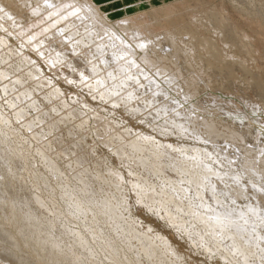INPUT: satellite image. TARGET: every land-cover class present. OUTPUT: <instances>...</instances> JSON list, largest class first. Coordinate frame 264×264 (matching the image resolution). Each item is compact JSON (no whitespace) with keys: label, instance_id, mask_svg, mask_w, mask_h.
<instances>
[{"label":"rangeland","instance_id":"374dc122","mask_svg":"<svg viewBox=\"0 0 264 264\" xmlns=\"http://www.w3.org/2000/svg\"><path fill=\"white\" fill-rule=\"evenodd\" d=\"M6 1L0 0V264H234L224 258V252L226 249L228 250L227 253L234 254V247L240 246L235 241V237L240 233L243 224L248 223L245 220L251 213L245 211L246 214L242 211L250 207L251 202H248L249 199L234 200L228 194H224L223 191H225L226 185L228 187L235 186L232 185L234 180L232 181L230 177L239 176V178L242 177V180L245 178L243 182L250 184L251 176L248 173H246V176L243 170L235 164L236 162L233 163L234 166L232 164L230 166L227 160L223 159L220 153L218 154V151L203 142V139L201 142L200 138L198 140V137L196 138L192 133L187 132L185 126V129L183 128L180 131L181 129L178 130L171 121L173 117L175 119L178 115L180 117L177 120L185 119L180 115L183 107L186 114L190 112L200 114V111L195 110L193 107L198 105L204 108V111L206 110L204 115L207 117L235 124L238 128L243 124L244 127L242 126V128L249 127L250 131L254 133L253 136L258 133L260 139H258V142L257 140H251V145L260 147L263 144L262 146H264V52L261 50L260 40L255 32L258 30L256 24H250L249 17L246 16L248 14L253 15V12H256L254 15L264 19V0L261 4L258 3L256 8L251 6L247 0H203L204 2L198 0V3L196 0H191L190 3V0H187L188 2L186 0H95L111 22L122 19L127 15L146 14L174 4L171 13L174 15V11L177 10V15L175 13L176 16L171 17L173 20H167L168 24H172L171 26L166 24L169 28H173L171 31H175L177 27L182 26V22L185 20L182 14L188 16L192 13L195 17L202 13L205 17L208 16L205 20L206 23L208 22V30L211 35H218V43L224 42L226 46L224 44L222 46L226 49L228 47L227 50L225 49L227 53L222 50L219 52L218 49H216V52L209 43L197 47L198 42L196 39L194 40L191 37L189 39V35L186 34L189 41L182 35V37L180 36V45L183 50L178 49V52L175 51L176 53H171L172 50L166 47L168 44L163 43L165 45L162 47L164 53L161 50V53L158 52V54H161V56L164 54L165 60L162 59L159 63L162 62L161 64L166 65L169 69L159 75L156 73L158 69H152L155 66L148 67L144 62L139 61V58H136L137 55L135 58L138 60L136 61L138 67L136 65L122 66L123 58L126 56L124 52L126 45L122 44L120 46L122 43L120 41L114 42L113 45H111V41H108L109 44H107L104 35L96 39V42L93 40L95 45H92L93 42H88L89 39H83L82 36L79 38L80 32L78 34L74 30L61 31L57 34L59 39L57 35L53 37L49 33L47 35L46 32H44L46 35L42 33L38 36L39 38L37 36V38L31 37L30 35H34V31L37 33L36 30H40L38 29L41 28L39 21L35 20L39 25L37 28L36 23L33 25L35 22L32 20L33 18L28 17L30 16L29 12L25 6H22L21 1L8 0V3ZM180 1L186 2L179 3ZM196 3L198 5L201 3L199 10ZM177 4L180 6H177ZM183 5L185 7H182ZM187 5L193 6L188 8ZM221 7L223 10H220ZM184 9H186V13ZM216 11L217 13L222 11L229 19L226 18L227 20L222 28H219L221 22L218 21V16L215 17ZM171 13L169 12L168 15L173 16ZM211 13H214V16ZM9 15L11 16L9 17ZM158 18L151 16L149 21L152 24L161 21L165 23V19L163 21L160 20L161 17ZM212 23H217L219 26ZM234 24L241 29L242 33L246 34V39L251 40L252 48H248L246 45L243 46L242 34L235 28ZM250 25L251 28H249ZM26 26L28 27L26 28ZM168 27L165 26V28ZM55 28L52 30L56 31L58 29L55 30ZM158 29L156 32L163 30V28ZM74 32L77 35H74ZM27 36L31 39L26 40ZM42 36L44 38L50 36L53 45L48 43V39L47 42L45 41V45L42 43L43 45L40 44L36 47L34 45L36 42L38 44L42 40L44 41ZM67 36L70 39H67ZM102 36H104L105 41L103 38L101 40ZM72 37L74 40H72ZM77 39L83 41L79 42ZM241 39L243 42H241ZM71 40L72 42H70ZM132 40L130 43V40L127 39V45L132 46L133 49H137L138 53H141L142 50L135 47ZM193 40L196 42L195 44ZM98 41L103 45H99ZM225 42L231 43L227 45ZM46 44L48 47H46ZM77 44L79 45L78 48ZM117 44H120L118 48L119 50L123 48L124 53L119 54V50L116 48ZM189 44L194 45L190 46ZM58 45L60 46L58 47ZM67 45L68 47L70 45L68 50L75 48L72 49L73 51H67L64 47H67ZM95 46L100 51L98 50L97 53L93 51L94 54H92L91 49L94 50ZM195 46L197 50L193 51L199 55H204V57L198 56L195 53V57L193 54L196 61L200 60L196 64L193 61L195 58L191 60L189 52L186 50L187 47L194 49ZM246 47L250 53L246 52ZM110 48H114V50ZM201 48L209 55H205ZM212 48L215 52L214 50L212 52ZM58 49H60L61 55ZM200 49L203 53H200ZM205 49L209 50L206 51ZM51 50L54 51L52 54ZM82 50L86 52L84 51V53ZM255 50L258 52L259 58L254 55ZM87 51L89 52L87 53ZM111 51H117L118 54L115 52V56ZM72 52L75 53L74 56ZM166 52L170 54L167 55ZM49 54L57 55L58 62L53 63V65L52 63L49 64ZM83 54L89 55H84L87 56L86 58ZM177 54L183 56V60L180 57L182 61H179L178 64L184 72L183 76H177L176 66L171 63L174 57L179 58V56L176 57ZM213 54L214 56H211ZM67 55L72 57L70 58ZM76 55L80 57L81 62L77 60ZM89 56L90 62L94 60L93 63L88 61ZM91 57L94 58L91 59ZM230 59L232 60L231 63ZM254 60L256 62H253ZM85 61L87 64H85ZM206 61H211V67L209 66L210 62L206 63ZM214 61L217 63L215 64ZM187 62L194 63L186 68ZM239 63L245 66L239 65ZM207 64L209 69L205 67ZM67 65L68 67H66ZM69 65L72 66L73 70ZM87 65L89 66L87 67ZM91 65L93 66L92 70ZM219 65L223 68H220ZM252 65L255 67L253 68ZM198 66L203 70L200 71ZM116 68L119 73L116 72ZM215 68L223 70L219 69V72ZM112 69H115V73ZM123 69L124 72H122ZM128 69L133 70L132 73ZM141 70L145 72L144 74L147 77L140 76L143 73ZM90 71H94L95 75L88 73ZM205 71L206 75L203 73ZM79 72L84 74V79L78 75ZM170 73L175 78L178 77L176 80H172L173 82L166 77L167 74L171 75ZM101 77H103L104 82H97ZM150 77L158 82H156V86L149 83ZM192 77L194 78L192 79L193 83L186 85L184 80ZM164 79L172 83L167 84L169 82L166 83ZM192 85L204 88H201V92L196 96H188V100L185 101L182 98L188 93ZM160 86L161 89H159ZM177 86L181 88H175ZM117 87L118 89H116ZM153 87L158 90H154ZM163 89L166 91L163 92ZM158 97L160 98L158 99ZM172 99L174 107L169 106ZM164 101L169 102V105H166V102L163 104ZM167 121L170 122L167 123ZM148 138L151 140H148ZM196 149L207 153L203 154L201 152L200 158H204L202 159V165L207 163L212 167L210 169L213 171L207 170V175L209 176L210 173L214 172L209 176L213 181L211 185H214L210 190L213 189V191L209 190L210 184L207 185L198 178L199 175H203L204 167H201L202 165L198 166L199 163H192L197 158L196 153L192 152ZM162 153L164 154L162 155ZM166 153L171 154V157ZM229 153L231 156L237 154L235 150H229ZM185 155L187 156L185 157ZM174 158L175 160H172ZM175 162L177 163L175 164ZM190 162L193 165L195 164L192 170L187 167ZM228 166H230V170ZM231 167L235 169L232 170ZM185 168L193 174H186L189 171H186ZM215 171L223 176L216 177L214 175ZM229 171L231 173L228 176ZM233 171L239 174H235ZM232 174L235 175L232 176ZM254 176L252 174V180ZM222 177L225 180L223 181L225 183L229 181V184L220 183L223 182L221 181ZM247 179L248 181H246ZM183 180L185 181L183 182ZM254 180L258 184L261 182L256 177ZM202 185L205 187L202 188ZM259 185L264 191V182ZM200 191H203L201 193L202 200L200 199L201 205L200 201H197L201 195L194 196ZM249 191L251 193V188ZM214 196H218V200ZM168 201L173 205L169 204ZM162 202L164 205L166 203L165 207L168 206L169 209L165 208ZM244 202H247L248 206ZM205 204L208 205H206L207 209L204 208ZM220 204L222 206H219ZM200 207L205 210L200 209ZM224 207L226 210L228 208L232 209V212H234L233 217L239 215L241 220L236 225L240 226L242 224V226L232 227L233 230L231 228L228 230L230 231V234H228L230 237L231 232L235 231L232 239L227 235L225 238L224 235L227 229L224 230L225 228L223 229L220 226H212L215 229L209 227L207 232L203 228L205 224L201 217L207 216V221H210L211 218L209 217L223 213ZM231 207H235V209ZM213 208H217V211ZM193 210L198 211L194 212ZM201 212H205V214L202 213V215ZM224 217L227 218V216ZM228 219L230 218L228 217ZM255 219L257 218H252L253 223H257L254 221ZM195 228H198V230L196 231ZM210 228L211 230H209ZM252 228L255 227H250L249 231L251 230L254 233L256 228L254 230ZM263 229H258L262 232V238H264ZM208 232L212 235L210 236ZM242 232L244 233V231ZM214 235L217 238H214ZM248 238L241 239L243 245L247 240H250ZM204 241L206 242L204 243ZM215 242H218L217 245L222 243L227 248L219 247L218 249L217 246H214ZM233 244L236 246L233 247ZM213 247L216 250H213ZM249 257H247L246 264H260L258 258ZM262 262H264L263 259Z\"/></svg>","mask_w":264,"mask_h":264},{"label":"bare ground","instance_id":"6f19581e","mask_svg":"<svg viewBox=\"0 0 264 264\" xmlns=\"http://www.w3.org/2000/svg\"><path fill=\"white\" fill-rule=\"evenodd\" d=\"M8 1V0H7ZM6 1V2H7ZM14 1V0H13ZM19 1H21L22 2V6H25V8H26V10L29 12V15L30 16H28V17H31V18H33L32 20L33 21H39L38 23L39 24H41V28L39 27H37V26H39V25H37V22L35 21L34 22V24L33 25H35V23H36V27L38 28V29H40L39 31L38 30H36L37 31V33H35V31L33 32L34 33V35L32 34V35H30L31 37L33 36V37H38V36H40L42 33H44V32H46V34L47 33H49L51 36H55V35H57L58 33H60L61 31H64V30H74V31H76L78 34H79V32H80V37L79 38H81V36H82V38L84 39V38H86V40L87 39H89L88 40V42H93V44L92 45H95V42H96V39H99L100 38V36L101 35H104L105 36V39H106V41L108 42V41H111L112 42V44L111 45H113L114 44V42H118V41H120V42H122L121 43V45L120 44H117L116 46V48H118V45H120V46H122V44H125L126 46H125V49H124V52H125V54H126V56H124V58H123V65L122 66H124L125 65V67H127L128 65H136V61H138V60H136V58H139V61L141 60L142 62H144L148 67H150V68H152L153 66H155L154 68H152V69H154V70H156V69H158L157 71H156V73L159 75V74H162L163 72H165V71H167V69H169L166 65H164V64H161V63H159V61L160 60H162V59H164L165 60V55L163 56H161V54L159 55L158 54V52H160L161 50H162V47H163V45L164 44H168L166 47L168 48H170L171 50H172V52L171 53H174L175 51L176 52H178L177 50L179 49V50H183L181 47V42H180V40H181V38H180V36L182 37V35H183V37L185 38L186 37V34L187 35H189V39H190V37L192 38V39H196V41L198 42V45H197V47H199V45H206V44H210V46L211 47H213L215 50L216 49H218V51L220 52V50H222L223 52H226V50L228 49V47H227V49L225 48V47H223L222 46V44H224V40H223V38H222V42L223 43H218V41H219V38H218V35H211V32L208 30V22L206 23V21L205 20H207L206 18L208 17V16H206L205 17V15H203L202 13H201V15H198V16H195V17H193V15H192V13H191V9H189V10H191V11H189L191 14H188V16L187 15H184V14H182V13H184V12H182V13H180V14H182V17H185L184 19V22H182V26L180 27V28H178L177 26V30H175V31H171V29H173V28H169L167 25H169V26H171L172 24H168V21L167 20H170V19H172L173 20V18H171V17H175L176 15H177V13H176V9H174V10H176V11H174L175 13H176V15H175V13H174V15L171 13L172 12V8H173V6H174V4L173 5H170V6H166V7H162V9H158V10H155V11H153V12H150V13H146V14H141V15H127L126 17H124V18H122V19H119V20H117V21H115V22H111L109 19H108V17L105 15V13H103V11L101 10V7L99 6V5H97L96 4V1L95 0H19ZM187 1V0H186ZM186 1H180L179 3H184V2H186ZM194 1V0H193ZM198 0H196V2H197ZM203 1V0H202ZM204 1H207V0H204ZM203 1V2H204ZM250 4H251V6H253L254 8H256L257 7V5H258V3H260L261 4V2H262V0H247ZM4 2V1H3ZM9 2V1H8ZM7 2V3H8ZM188 2V1H187ZM191 2V0L189 1V3ZM193 3V2H192ZM195 3V2H194ZM198 3V2H197ZM196 3V4H197ZM206 3V2H205ZM222 3V2H221ZM235 3V2H234ZM0 4H1V2H0ZM172 4V3H171ZM187 4V3H186ZM186 4H184V5H186ZM201 4V3H200ZM199 4V5H200ZM4 5V4H3ZM169 5V4H168ZM179 4H177V6H178ZM182 6V7H185V6ZM198 4H197V6H198V10H199V6ZM205 5V4H204ZM7 6V5H6ZM5 6V7H6ZM162 6V5H161ZM180 6V5H179ZM188 6V5H187ZM187 6H186V8H187ZM190 6H193V5H190ZM190 6H188V8L190 7ZM214 6V5H213ZM220 6H223V5H220ZM2 7V6H1ZM4 7V6H3ZM2 7V8H3ZM202 8H203V5L201 6ZM180 8V7H179ZM178 8V9H179ZM220 8V7H219ZM236 8V7H235ZM7 9V8H6ZM193 9H194V7H193ZM201 9V8H200ZM238 9V8H237ZM240 9V8H239ZM238 9V10H239ZM1 10V9H0ZM183 10V9H182ZM186 9H184V11H185ZM220 10H223L222 9V7H221V9ZM241 10V9H240ZM16 11V10H15ZM14 11V12H15ZM195 11V10H194ZM197 11V10H196ZM195 11V12H196ZM11 13H13L12 11H10ZM169 12L173 15V16H169L168 14H169ZM178 12V11H177ZM187 11H185V13H186ZM16 13H18V12H16ZM215 13V12H214ZM214 13H211V14H213V16H214ZM238 13V12H237ZM254 14L256 13V12H253ZM252 13V14H253ZM14 14V13H13ZM210 14V13H209ZM253 14V15H254ZM164 15V16H163ZM184 15V16H183ZM192 15V16H191ZM216 15L218 16V21L219 22H221V26H219L218 24H219V22H218V24L217 23H214V24H217L218 26H219V28H222L223 26H224V24H225V21L228 19L227 18V16L224 14V13H222V11H219L218 13H217V11H216V14H215V17H216ZM245 15V14H244ZM246 15V16H248L249 17V23L250 24H253V23H255L256 24V28L258 29L257 31H255L256 32V34L258 35V37H259V40H260V44H261V50L264 52V19H262L261 17H258V16H256V15ZM11 15H9V17H10ZM17 16H19V15H17ZM161 17L160 18V20H163V19H165V20H163V21H165V23L164 22H158V23H150V17ZM180 16V15H179ZM178 16V18H180ZM212 16V15H211ZM182 17L180 18V19H182ZM210 17V16H209ZM215 17H214V19H215ZM30 18V19H31ZM158 18V19H159ZM213 18V17H212ZM217 18V17H216ZM227 18V19H226ZM246 18V17H245ZM21 19V18H20ZM19 19V20H20ZM210 19V18H209ZM213 19V20H214ZM248 19V18H247ZM159 20V21H160ZM179 20V19H178ZM210 20H212V19H210ZM210 20H209V22H210ZM229 20V19H228ZM152 21H154V20H152ZM180 21V20H179ZM27 22V21H26ZM29 22V21H28ZM203 22H205V23H203ZM213 22V21H212ZM176 23H177V21H176ZM211 23V22H210ZM24 24H26V23H24ZM165 24V25H164ZM167 24V25H166ZM180 24V23H179ZM213 24V23H212ZM213 24V25H214ZM248 24V23H247ZM59 25H62L61 27H57V28H55L56 26H59ZM177 25V24H176ZM216 25V26H217ZM249 25V24H248ZM29 26V25H28ZM28 26H26V28L28 27ZM31 26V25H30ZM29 26V27H30ZM165 26L166 27H168V28H165ZM179 26V25H178ZM209 26H210V24H209ZM212 26V25H211ZM234 26H235V28L236 29H238V31L242 34V38H243V40H244V42L242 41V39H241V42H243V46H247L248 48H252L253 46L251 45L252 43H251V40H248V39H246L247 38V36H246V34H244V33H242L241 32V29H239V28H237V26L234 24ZM173 27V26H172ZM240 27V26H239ZM26 28H24L25 30H26ZM33 29H35L34 27H32ZM36 28V29H37ZM53 28H55V30L56 31H53L52 29ZM158 28H160V29H162L163 28V30H161V31H157L156 32V30L158 29ZM217 28V27H216ZM249 28H251V25L249 26ZM23 29V30H24ZM159 30V29H158ZM217 30V29H216ZM243 30V29H242ZM33 31V30H32ZM244 32V31H243ZM29 34V33H28ZM45 34V33H44ZM44 34H43V36H44ZM45 34V35H46ZM64 34V33H63ZM76 33L74 32V35H75ZM151 34V35H150ZM184 34H185V36H184ZM48 35V34H47ZM66 35V34H65ZM77 35V34H76ZM227 35V34H226ZM42 36V37H43ZM64 36V35H63ZM79 36V35H78ZM104 36H102L101 37V40H102V38H103V40H104ZM28 37V38H27ZM26 37V40L27 39H31V38H29V36H27ZM36 37V38H37ZM57 37H58V35H57ZM88 37V38H87ZM133 39L132 41H133V43L135 44L134 46L135 47H138L140 50H142L141 51V53H138L135 49H133V47L132 46H130V45H127V39L128 40H130V43H131V39ZM221 37V36H220ZM224 38H225V36H223ZM39 38V37H38ZM44 38V37H43ZM46 38V39H45ZM44 38V41L42 40V38H41V42L40 43H38V44H34L36 47L37 46H39L40 44L41 45H43L44 43H45V41L47 40L48 41V39H49V41H48V43H51V38H50V36L49 37H45ZM61 38V37H60ZM67 39H70V38H68V36L66 37ZM78 38V37H77ZM184 38H182V39H184ZM187 38V40H189L188 39V36L186 37ZM185 38V39H186ZM56 39V38H55ZM58 39H59V37H58ZM119 39V40H118ZM3 40V39H2ZM34 40V39H33ZM39 40V39H38ZM51 40V41H50ZM61 40V39H60ZM72 40H74V38L72 37ZM72 40L70 41V42H72ZM76 40V39H75ZM78 40V39H77ZM82 39H80V41H81ZM93 40H95V42L93 41ZM186 40V41H187ZM193 40V41H194ZM212 41V43H211V41ZM259 40H258V42H259ZM37 41V40H36ZM46 41V42H47ZM53 41H54V39H53ZM56 41V40H55ZM79 41V40H78ZM79 41V42H80ZM83 41V40H82ZM105 41V40H104ZM190 41V40H189ZM189 41H187L188 43H190ZM220 41H221V39H220ZM253 41V40H252ZM29 42V41H28ZM62 42V41H61ZM60 42V43H61ZM69 42V43H70ZM76 42V41H75ZM85 42V41H84ZM83 42V44H85ZM99 42V45H101L102 43L100 42V41H98ZM186 42V43H187ZM191 42H192V40H191ZM43 43V44H42ZM53 43V42H52ZM51 43V44H52ZM104 43V42H103ZM106 43V42H105ZM164 43V44H163ZM182 43H184V42H182ZM187 43V44H188ZM196 42L194 41V44H195ZM200 43V44H199ZM226 43V42H225ZM229 43H231V42H227L226 44L228 45ZM67 44V43H66ZM81 44H82V42H81ZM107 44H109V42L107 43ZM194 44H189L190 46L192 45H194ZM45 45V44H44ZM53 45V44H52ZM73 45V44H72ZM78 45V44H77ZM88 45V44H87ZM87 45H85V46H87ZM91 45V46H92ZM103 45V44H102ZM225 45V44H224ZM235 45V44H234ZM60 45H58V47H59ZM76 46V45H75ZM165 46V45H164ZM226 46V45H225ZM232 46V45H231ZM230 46V47H231ZM46 47H48V45L46 44ZM66 49H67V51H70V50H72V49H74L75 47H73L72 49H70V50H68V48H70V45H69V47H68V45H67V47L66 46H64ZM79 47V45L77 46V48ZM87 47H90V46H87ZM96 47V46H95ZM94 47V48H95ZM109 47V46H108ZM113 47V46H112ZM115 47V46H114ZM123 47H124V45H123ZM126 47H127V49H126ZM186 47V46H185ZM196 46L194 47V49L192 48V47H187L186 48V50H188V52H189V56H190V58H191V60L193 59V58H195L196 56H195V51H193V50H197V49H195V48H197ZM235 47H236V45H235ZM246 47V52L247 53H250V51L248 50V48ZM41 48H42V46H41ZM76 48V49H77ZM100 48V47H99ZM102 48V50H103V47H101ZM115 48V49H116ZM121 48V47H120ZM165 48V47H164ZM212 48V52H213V49ZM231 48H233V47H231ZM231 48H229V49H231ZM40 49V48H39ZM43 49V48H42ZM51 49V48H50ZM57 49V48H56ZM61 49V48H60ZM60 49H58V51H59V54L61 55V53H60ZM84 49V48H83ZM87 49H89V48H87ZM107 49V48H106ZM110 49H113L114 50V48H110ZM109 49V50H110ZM201 49H203V48H201ZM201 49H200V53H203V51H204V49H203V51H201ZM226 49V50H225ZM41 50V49H40ZM47 50V49H46ZM79 50V49H78ZM80 50H81V47H80ZM79 50V51H80ZM99 49L96 47L94 50H92L91 49V53L94 51L95 53H97V52H99L98 51ZM118 50H119V48H118ZM121 51L123 50V48L122 49H120ZM119 50V54L121 53H124L123 51L121 52ZM170 50V51H171ZM206 50V49H205ZM207 50H209V49H207ZM206 50V51H207ZM215 50H214V52H215ZM52 51V50H51ZM73 51V50H72ZM83 51V50H82ZM82 51H81V54H82ZM85 51V50H84ZM83 51V52H84ZM103 51H105V49L103 50ZM102 51V52H103ZM163 51V50H162ZM199 51V50H198ZM211 51V50H210ZM46 52V51H45ZM48 52V51H47ZM54 51H52L51 52V54L53 53ZM62 52V51H61ZM64 52V51H63ZM62 52V53H63ZM66 52V51H65ZM86 52V51H85ZM84 52V53H85ZM89 51H87V53H88ZM94 52L92 53V54H94ZM110 52V51H109ZM112 53H114L115 54V56H116V53H117V51H111ZM116 52V53H115ZM175 52V53H176ZM180 52V51H179ZM181 52H183V51H181ZM187 52V53H188ZM216 52H217V50H216ZM40 53H42V52H40ZM79 53V52H78ZM90 53V54H91ZM104 53V52H103ZM102 53V54H103ZM108 53V52H107ZM161 53V52H160ZM163 53H164V51H163ZM167 53V55L168 54H170V53H168V52H166ZM204 53H205V51H204ZM227 53V52H226ZM258 52L255 50L254 51V55H256L258 58H259V54H257ZM51 54H49L50 56H49V58H48V61H49V64L50 63H52V65H53V63H55V62H58V57H57V55L55 56V55H51ZM72 54H73V56H74V52H72ZM77 54V53H76ZM100 54V53H99ZM99 54H96V55H99ZM105 54H106V52H105ZM109 54V53H108ZM118 54V53H117ZM184 54V53H183ZM193 54H194V56H193ZM198 56H203L204 57V55L203 54H198V53H196ZM207 53H205V55H206ZM212 54V53H211ZM219 54V53H218ZM64 55V54H63ZM84 55H89V54H83V56ZM112 56H114L113 54H111ZM136 55H137V57H136ZM172 55V54H171ZM207 55H209V53L207 54ZM216 55V54H215ZM67 56H69L70 57V55H67ZM66 56V57H67ZM77 56V60L78 61H80L81 62V60L79 59L80 57L78 56V55H76ZM76 56H75V58H76ZM81 56V58H83L82 57V55H80ZM100 56H101V54H100ZM100 56H98V57H100ZM103 56V55H102ZM179 56V58H175L174 57V59L171 61V63L173 64V65H175L176 67H175V69H177V76H181L184 72L181 70V68H179V66H178V64H179V61L181 62L182 60H183V56L181 55V54H177L176 55V57H178ZM211 56H214V54L213 55H211ZM263 56V55H262ZM261 56V57H262ZM65 57V58H66ZM72 57V56H71ZM70 57V58H71ZM84 57H86L87 58V56H84ZM136 57V58H135ZM180 57H182V60H180ZM202 57V58H203ZM216 57H217V55H216ZM74 58V57H73ZM85 58V59H86ZM94 57H91V59H93ZM122 58H120V59H122ZM223 58H225V57H223ZM44 59H46V58H44ZM63 59V57L61 58V60ZM69 59V58H68ZM85 59H83V60H85ZM97 59H99V58H97ZM171 59V58H170ZM214 59H217V58H214ZM232 59V58H231ZM230 59V60H231ZM101 60V59H100ZM104 60V59H103ZM119 60V59H118ZM158 60V61H157ZM210 60V59H209ZM219 60V59H218ZM224 60H226V58L224 59ZM233 60V59H232ZM232 60L230 61V63L232 62ZM236 60V59H235ZM237 60H239V59H237ZM260 60H262V59H260ZM60 61V60H59ZM77 61V62H78ZM86 61H87V59H86ZM85 61V64H87V62L89 61L90 62V56H89V60L86 62ZM102 61V60H101ZM112 61V60H111ZM187 61V60H186ZM193 61L195 62V64L196 63H199V59L196 61V58L195 59H193ZM204 61V60H203ZM212 61V60H211ZM211 61H206V63H209V66L211 67ZM240 61V60H239ZM256 61H257V59H256ZM255 60L253 61V62H256ZM46 62H47V60H46ZM72 62V61H71ZM89 62H88V64H89ZM93 62H94V60H93ZM92 62V60H91V62L90 63H93ZM95 62H96V60H95ZM99 62V61H98ZM105 62V61H104ZM107 62V61H106ZM110 62V61H109ZM113 62V61H112ZM111 62V63H112ZM193 62V63H194ZM262 62V61H261ZM114 63V62H113ZM112 63V64H113ZM117 63V62H116ZM157 63H159V64H157ZM170 63V64H171ZM188 63V62H187ZM186 63V64H187ZM193 63H188L187 65H185V67L186 68H188L189 66H192V64ZM214 63H215V61H214ZM213 63V64H214ZM217 63V62H216ZM215 63V64H216ZM229 63V62H228ZM229 63V64H230ZM242 63V62H241ZM257 63H258V61H257ZM72 64V63H71ZM115 64V63H114ZM234 64V63H233ZM236 64V63H235ZM254 64V63H253ZM54 65H56V64H54ZM80 65V64H79ZM90 65V64H89ZM89 65H87V67L89 66ZM95 65H97V64H95ZM101 65V64H100ZM120 65V64H119ZM138 65V64H137ZM136 65V66H137ZM157 65V66H156ZM204 65V64H203ZM218 65V64H217ZM225 65V64H224ZM237 65H238V63H237ZM239 65H242V64H240L239 63ZM255 65V64H254ZM254 65H252L253 66V68L255 67ZM70 66V65H69ZM99 66V65H98ZM114 67H116L115 65H113ZM121 66V65H120ZM139 66V65H138ZM137 66V67H138ZM201 66V65H200ZM208 66V64H207V66H205L206 68L207 67H209ZM216 66V65H215ZM220 66V68L222 67L221 65H219ZM234 66H236V65H234ZM242 66H245V65H242ZM66 67H68V65L66 66ZM73 67H75V66H73ZM77 67H78V65H77ZM113 67V68H114ZM129 67V66H128ZM141 67V66H140ZM197 67V66H196ZM202 67V66H201ZM201 67L199 68V66H198V68H199V70L200 71H202L203 69H201ZM218 67V66H217ZM225 67V66H224ZM251 67V66H250ZM250 67H248L249 68V70H250ZM70 68H72V66H70ZM92 68H93V66L91 65V70H92ZM104 68V67H103ZM112 68V67H111ZM131 69L133 68V67H130ZM172 68V67H171ZM205 68V69H206ZM220 68H218V70H217V68H215L216 69V71H219L220 72V70H223V69H220ZM223 68V67H222ZM252 68V67H251ZM38 69V68H37ZM95 69V68H94ZM99 69V68H98ZM101 69H102V67H101ZM105 69V68H104ZM119 69V68H118ZM137 69V68H136ZM182 69H183V67H182ZM207 69H209V68H207ZM211 69V68H210ZM220 69V70H219ZM244 69H247V68H245L244 67ZM62 70H64V69H62ZM72 70H73V68H72ZM106 70V69H105ZM111 70V69H110ZM113 70V72L115 73V69H112ZM120 71H121V69H119ZM128 70H130V69H128ZM128 70H126V71H128ZM134 70H135V68H134ZM253 70V69H252ZM40 71V70H39ZM109 71V70H108ZM125 70L123 69V71L122 72H124ZM131 72L130 73H132V71L133 70H130ZM143 73H141V75L140 76H146L147 77V75H145L144 73V71L143 70H141ZM208 71V70H207ZM212 71V70H211ZM247 71H248V69H247ZM251 71V70H250ZM62 72V71H61ZM85 72H87V71H85ZM94 72V71H93ZM93 72H88V73H93ZM96 72H98L97 70H96ZM101 72V71H100ZM111 72V71H110ZM116 72H118L119 73V71H117V68H116ZM129 72V71H128ZM160 72V73H159ZM222 73H223V71H221ZM226 72V71H225ZM64 73V72H63ZM113 73V74H114ZM129 73V74H130ZM133 73H136V72H133ZM137 73H138V70H137ZM140 73V72H139ZM203 73H205V75H206V71L205 72H203ZM211 73V72H210ZM209 73V74H210ZM221 73V74H222ZM86 74V73H85ZM94 74V73H93ZM93 74H90V75H93ZM102 74H103V72H102ZM117 74V73H116ZM148 74V73H147ZM171 74V73H170ZM213 74V73H212ZM224 74V73H223ZM222 74V75H223ZM78 75H80V76H82V78L84 79V74L81 72H79V74ZM95 75V74H94ZM106 75H108V74H106ZM106 75L104 76L105 77V79H106ZM133 75V74H132ZM131 75V76H132ZM135 75V74H134ZM211 75V74H210ZM80 76H78V77H80ZM97 76V75H96ZM100 76H102V75H100ZM99 76V77H100ZM125 76V75H124ZM126 76H127V74H126ZM148 76H150V75H148ZM171 76V77H170ZM176 76V75H175ZM176 76V78H178ZM183 76V75H182ZM204 76V75H203ZM112 77V76H111ZM120 77V76H119ZM133 77H135V76H133ZM133 77H132V79H133ZM137 77V76H136ZM167 78H168V80L169 81H174V79L176 80V78L174 77V76H172V74L171 75H169V74H167V76H166ZM174 77V78H173ZM197 77V76H196ZM201 77V76H200ZM215 77V76H214ZM103 77H101V78H99L98 79V81L97 82H101V81H103V79H102ZM109 78V77H108ZM125 78H128V77H125ZM155 78V77H154ZM165 78V77H164ZM251 78V77H250ZM111 79V78H110ZM143 79V78H142ZM148 79V78H147ZM150 80H149V83L151 84V83H153V85H155L156 86V84L158 83L157 81H155V79H153V78H149ZM192 79H194L193 77L191 78V79H187V80H184V82H185V84L186 85H190V84H192L193 82V80ZM202 79V78H201ZM80 80V79H79ZM91 80V79H90ZM97 80V79H96ZM118 80V79H117ZM125 80V79H124ZM123 80V81H124ZM129 80V79H128ZM134 80V79H133ZM137 80V79H136ZM167 80V81H168ZM218 80V79H217ZM107 81H108V79H107ZM148 81V80H147ZM164 81H166V79H164ZM167 81H166V83H167ZM168 81V82H169ZM172 81V82H173ZM220 81V80H219ZM223 81V80H222ZM104 82V81H103ZM118 82V81H117ZM132 82V81H131ZM157 82V83H156ZM172 82H169V83H167V84H170V83H172ZM84 83V82H83ZM137 83V82H136ZM212 83V82H211ZM220 83V82H219ZM221 83H223V82H221ZM90 84V83H89ZM96 84H98V83H96ZM102 84V83H101ZM121 84V83H120ZM92 85V84H91ZM159 85V84H158ZM157 85V86H158ZM177 85V84H176ZM222 85V84H221ZM220 85V86H221ZM88 86V85H87ZM98 86V85H97ZM107 86V85H106ZM112 86V85H111ZM114 86V85H113ZM117 86H119L118 84H117ZM122 86V85H121ZM151 86V85H150ZM174 87V86H173ZM210 87V86H209ZM92 88H94V87H92ZM154 88V87H153ZM157 88V87H156ZM175 88H177V89H180L181 87L179 86H177V87H175ZM201 88L202 87H198L197 85H192V87H190V89H189V91H188V93L186 94V95H184L183 96V98L182 97H180V98H182V99H184L185 101L186 100H188V96H196L199 92H201L200 90H201ZM204 88V87H203ZM202 88V89H203ZM217 88H218V86H217ZM104 89V88H103ZM116 89H118V87L116 88ZM120 89V88H119ZM159 89H161V86L159 87ZM108 90V89H107ZM131 90V89H130ZM154 90H158V89H155L154 88ZM164 90L165 89H163V92H164ZM117 91V90H116ZM161 91V90H160ZM166 91V90H165ZM175 91V90H174ZM203 91V90H202ZM32 92V91H31ZM107 92V91H106ZM113 92H115V91H113ZM155 93H157L156 91H154ZM28 94V93H27ZM102 95V94H101ZM103 95H104V93H103ZM109 95H111V94H109ZM113 95V94H112ZM130 95H132V94H130ZM156 96V95H155ZM159 96H160V94H159ZM123 97V96H122ZM129 97V96H128ZM164 97V96H163ZM166 97V96H165ZM164 97V98H165ZM241 97V96H240ZM105 98V97H104ZM160 97H158V99H159ZM162 98V97H161ZM262 98V97H261ZM260 98V99H261ZM128 99V98H127ZM149 99V98H148ZM151 99V98H150ZM163 99V98H162ZM175 100V99H174ZM206 100V99H205ZM153 101V100H152ZM157 101V100H156ZM172 101V102H171ZM170 102V105L167 103V101H164L163 102V104L166 102V105L168 104L169 106H172V107H174V102H173V99L171 100ZM261 101V100H260ZM114 102V101H113ZM127 102V101H126ZM149 102V101H148ZM158 102V101H157ZM175 102H177V101H175ZM155 103V102H154ZM143 104H145L144 102H143ZM163 104H160L161 106L163 105ZM159 105V106H160ZM178 105V104H177ZM158 106V107H159ZM178 106H180V105H178ZM193 106V105H192ZM157 107V106H156ZM177 107V106H176ZM175 107V108H176ZM194 108H195V110H198V111H200V114H194L193 112H190V113H188V111H187V113L188 114H186L185 112L186 111H184V107L183 108H181V109H183L181 112V114L180 115H182L183 116V118H185L184 120H177V119H179L178 117H180L178 114V117L177 118H175L174 119V117H173V120L171 121V123H173L174 125H175V127L176 128H178V130L179 129H181L180 131H182V129L184 128L185 129V127H186V129H187V132L189 131V133L191 134L192 133V135L193 136H195L196 138L198 137V140H199V138H200V141L203 139L204 141L203 142H206L207 143V145H209V146H211V148H213V149H215V151H218V154L220 153V155L221 156H223L222 158L224 159H226L227 160V162H228V164L230 165V164H232L233 165V163H235V164H237V166L238 167H240L242 170H243V172L246 174V173H248V174H250V180H249V182H250V184L248 183V184H246V183H244L243 182V180L245 179L244 177V179L242 180V177H241V174H240V177L241 178H239V176H235V177H230V179L233 181H236V182H234L233 181V183H232V181H230L231 183H232V185H235V186H231V187H228V185H226V184H229V181H228V183H225L224 181V178L221 180V181H223V182H220V183H223L224 185H226L225 186V191H223V193L225 194H228L231 198H233L234 200H244V199H249L248 200V202L251 204V206L250 207H247V209L245 210H243L242 212L244 213L245 211L246 212H250L251 213V215L249 216H247L246 217V220L245 219H243V220H245V222H248V223H245V224H243L244 226H242V224L240 225V226H242V228H241V230L242 231H244V233L240 230V229H238V230H240V233L239 234H235L237 237H235L236 238V242H238V245H240V246H236L235 244H233L232 246L234 247V246H236V247H234L235 249V255L234 254H232V253H227L226 251H228V250H226L225 249V247H226V245H222V243L221 244H219V245H217V243H216V245H215V243H214V246H217L218 247V249H219V247H223L224 249H225V252H224V258H226V259H228L231 263H234V264H241L242 262L244 263V264H246L247 263V257H249V256H252L253 258L254 257H256V258H258L257 260L259 261V263L260 264H264V262H262V259L264 260V238H262L261 237V234H262V232H260L258 229H262V228H264V191L261 189V187H260V183L262 182H264V146H257V147H254V145L252 146L251 144H252V141L251 140H257V142H258V139H259V134L258 133H256L254 136H253V132H251L250 130V128L249 127H246V128H242V126L244 125H242L240 128H238V126L236 127V125L235 124H232V123H229V122H224V121H221V120H216V119H213V118H210V117H207L206 115H204V112H206V110L204 111V108H202L201 106H198V105H195V106H193ZM160 108V107H159ZM161 108H163V107H161ZM164 108H165V106H164ZM257 108V107H256ZM166 109V108H165ZM170 109V108H169ZM174 109V108H173ZM180 109V110H181ZM168 110V109H167ZM171 110V109H170ZM180 110H179V112H180ZM172 111V110H171ZM184 111V112H183ZM156 112V111H155ZM208 112V111H207ZM161 113V112H160ZM185 113V114H184ZM202 113V114H201ZM209 113V112H208ZM215 113H217V112H215ZM159 114V113H158ZM163 114V113H162ZM211 114V113H210ZM212 114H214V113H212ZM164 115V114H163ZM177 115H175V116H177ZM182 116H181V118H182ZM185 116V117H184ZM171 118V117H170ZM169 120V119H168ZM177 120V121H176ZM168 122H170V121H167V123ZM170 124V123H169ZM170 125H172V124H170ZM185 126V127H184ZM246 126V125H245ZM249 126V125H248ZM174 126H173V128H175ZM244 127V126H243ZM168 129V128H167ZM173 131V130H172ZM184 131V130H183ZM180 133V132H179ZM182 133V132H181ZM186 133V132H185ZM188 133V134H189ZM184 134V133H183ZM148 136V135H147ZM142 138V137H141ZM149 138H150V136H149ZM148 138V140H151V139H149ZM195 138V139H196ZM194 139V138H193ZM153 140V139H152ZM260 140V139H259ZM147 142V141H146ZM202 142V141H201ZM158 143V142H157ZM165 143V142H164ZM220 144H223L222 146L220 145ZM158 145H160L159 143H158ZM164 145V144H163ZM166 146H168L167 144H165ZM138 146V145H137ZM183 147V146H182ZM185 147V146H184ZM206 147V146H205ZM155 148V147H154ZM173 148V147H172ZM171 148V149H172ZM159 149V148H158ZM164 149V148H163ZM166 149V148H165ZM183 149V148H182ZM195 149V148H194ZM202 149V148H201ZM224 149V150H223ZM161 150V149H160ZM188 150H190V149H188ZM192 150V149H191ZM229 150H235V152L238 154H236V155H233V156H231V154L229 153ZM152 151V150H151ZM203 151H204V149H203ZM207 151V150H206ZM160 152V151H159ZM162 152V151H161ZM160 152V153H161ZM192 152H195L196 154V161L195 160H193V162L192 163H199L200 165H198V166H201L202 165V163H203V160L202 159H204V158H200L201 157V154L203 153L201 150H199V149H196V150H194V151H192ZM202 152V153H201ZM152 153H153V151H152ZM189 153V152H188ZM205 153V152H204ZM203 153V154H204ZM154 154V153H153ZM164 153H162V155H163ZM167 154V153H166ZM165 154V155H166ZM187 154V153H186ZM205 154H207V153H205ZM209 155H210V153H208ZM230 156H229V155ZM234 154V153H233ZM168 155V154H167ZM171 155V154H170ZM170 155H168V156H170ZM194 155V154H193ZM219 155V156H220ZM187 155H185V157H186ZM165 157V156H164ZM171 157V156H170ZM169 157V158H170ZM190 157H192V156H190ZM204 157V156H203ZM230 157H232V158H230ZM147 158V157H146ZM182 158V157H181ZM180 158V159H181ZM221 158V157H220ZM177 159V158H176ZM199 159V160H198ZM172 160H175V158L174 159H172ZM182 160H184V159H182ZM222 160V159H221ZM170 161H171V159H170ZM178 161V160H177ZM184 161H186V160H184ZM190 161V160H189ZM202 161V162H201ZM169 162V161H168ZM174 162V161H173ZM179 162V161H178ZM183 162V161H182ZM187 162V161H186ZM206 162H207V160H206ZM143 163V162H142ZM177 162H175V164H176ZM191 162H190V164L188 163L187 164V167H189L188 169H194L193 168V166H195V164L193 165ZM174 164V165H175ZM234 164V165H235ZM184 165V164H183ZM196 165V166H197ZM232 165H230V166H232ZM233 165V166H234ZM230 166H228L229 167V170H230ZM173 167V166H172ZM171 167V168H172ZM186 167V166H185ZM191 167V168H190ZM201 167H204V171H203V175H199L198 176V178L201 180V181H203V182H205L207 185H209L208 187H209V190H210V188H213V186L211 185V183H213V181H212V179H210V175L211 174H213L214 172H212V173H210L209 174V172H208V174H209V176L207 175V170H211L210 168H212V167H210V164H203ZM176 168V167H175ZM232 168V170H234L235 168L234 167H231ZM240 168H238V169H240ZM178 169H180V168H178ZM186 169V171H189L187 168H185ZM184 169V170H185ZM214 169V168H213ZM198 170V169H197ZM214 170H216V169H214ZM180 171V170H179ZM195 171V170H194ZM202 171V170H201ZM211 171H213V170H211ZM210 171V172H211ZM239 171V170H238ZM223 172V171H222ZM221 172V173H222ZM225 172V171H224ZM237 172V171H236ZM240 172V171H239ZM192 174H193V172H191ZM190 173V171L189 172H186V174H191ZM217 173V174H216ZM230 171H229V174H228V172H227V174H228V176L230 175ZM233 173H235L234 171H233ZM243 173V174H244ZM191 174V175H192ZM235 174H239V173H235ZM234 174V175H235ZM243 174H242V176H243ZM252 174H254L255 176H254V179H255V177L257 178V180L258 181H261L259 184L258 183H256V181L253 179H251L252 178ZM216 177H220V176H223L222 174H219L218 173V171H215V174H214ZM213 175V176H214ZM225 175V174H224ZM233 174H232V176H234ZM196 176H197V174H196ZM246 176H247V174H246ZM245 176V177H246ZM249 176V175H248ZM226 177V176H225ZM182 178V177H181ZM180 178V179H181ZM195 178V177H194ZM193 179V178H192ZM219 179V178H218ZM221 179V178H220ZM219 179V180H220ZM230 179H227V180H230ZM194 180V179H193ZM226 180V181H227ZM181 181H182V179H181ZM185 180H183V182H184ZM200 181V182H201ZM218 181V180H217ZM245 181V180H244ZM246 181H248V179L246 180ZM187 182H188V180H187ZM199 182V181H198ZM202 182V183H203ZM243 182V183H242ZM180 183V182H179ZM195 183V182H194ZM175 184H177V183H175ZM214 184H215V182H214ZM201 185V184H200ZM176 186V185H175ZM203 186L204 185H202V188H203ZM216 186V185H215ZM230 186V185H229ZM177 187V186H176ZM205 187V186H204ZM207 187V188H208ZM220 187V186H219ZM222 187V186H221ZM220 187V188H221ZM185 188V187H184ZM216 188V187H215ZM217 188H218V186H217ZM216 188V189H217ZM251 188V193H250V191H249V189ZM176 189H178V188H176ZM181 190V189H180ZM179 190V191H180ZM195 190V189H194ZM219 190V189H218ZM185 191H187L188 192V190L187 189H185ZM196 191V190H195ZM194 191V192H195ZM210 191H213V189H211ZM209 191V192H210ZM216 190L214 189V192H215ZM221 191H222V189H221ZM172 192V191H171ZM182 192V191H181ZM196 192H198V191H196ZM195 192V193H196ZM184 193V192H183ZM200 193V194H199ZM198 194H195L194 196H200L199 197V199H197V201H200V199L202 198V194L201 193H203V191L201 192H199ZM210 193H212V192H210ZM217 193V192H216ZM231 195H230V194ZM218 194V193H217ZM187 195V194H186ZM191 195V194H190ZM212 195H214V194H212ZM227 195V196H228ZM176 196V195H175ZM177 197V196H176ZM191 197V196H190ZM215 198L217 197V200H218V196H214ZM173 198V197H172ZM176 199V198H175ZM174 199V200H175ZM185 199V198H184ZM191 199V198H190ZM204 199H205V197H204ZM214 199V198H213ZM220 199V198H219ZM158 200V199H157ZM202 200V199H201ZM228 200V199H227ZM160 201V200H159ZM162 201V200H161ZM160 201V202H161ZM167 201V200H166ZM204 201V200H203ZM207 201V200H206ZM221 201V200H220ZM224 201V200H223ZM222 201V202H223ZM169 202V201H168ZM175 202V201H174ZM219 202V201H218ZM221 202V203H222ZM165 203V202H164ZM184 203V202H183ZM190 203V202H189ZM188 203V204H189ZM200 203V205H201V201L199 202ZM245 203V202H244ZM252 203H253V205H252ZM162 204H163V202H162ZM169 204H172L171 202H169ZM182 204V203H181ZM193 204V203H192ZM196 204V203H195ZM216 204V203H215ZM246 205L248 204L247 202L245 203ZM244 204V206H246ZM164 205V204H163ZM162 205V206H163ZM173 205V204H172ZM179 205V204H178ZM206 205L207 204H205L204 206V208L205 209H207L206 208ZM234 205H235V203H234ZM243 205V204H242ZM161 206V207H162ZM166 206V203H165V205H164V207ZM183 206V205H182ZM186 206V205H185ZM196 206H199V205H196ZM208 206V205H207ZM213 206V205H212ZM216 206V205H215ZM219 206H222L221 204L219 205ZM218 206V208H220ZM226 206V205H225ZM248 206V205H247ZM171 207V206H170ZM173 207V206H172ZM209 207H210V204H209ZM229 207V206H228ZM227 207V208H228ZM240 207V206H239ZM165 208H168L169 209V207L167 206V207H165ZM176 208V207H175ZM212 208V207H211ZM210 208V209H211ZM225 208V207H224ZM231 208H233V207H231ZM242 208H244V207H242ZM246 208V207H245ZM167 209V210H168ZM198 209V208H197ZM200 209H203L202 207H200ZM205 209H203V210H205ZM213 209H215V208H213ZM217 209V208H216ZM215 209V210H216ZM223 209V208H222ZM233 209H235V207L233 208ZM240 209V208H239ZM166 210V209H165ZM208 210H209V208H208ZM214 210V211H215ZM181 211V210H180ZM186 211V210H185ZM194 211V210H193ZM195 211H198V210H195ZM194 211V212H195ZM210 211V210H209ZM217 211V210H216ZM215 211V212H216ZM223 213H221V214H218V212H216L218 215H215L214 217H209V218H211V220L210 221H207L208 219V217L206 216V217H201V220H203V223L205 224L204 225V227L203 228H205L204 229V231L205 232H207V229L209 228V227H211V228H213L212 226H220L221 228H225L224 230H226L227 229V232L225 231V238H226V235L228 236V234H230V231H228V230H230L229 228H231L232 229V227L233 228H235V227H238L237 225H236V223H238V221L240 220V217H239V215H236V216H234L233 217V213L234 212H232V209L230 210L229 208L226 210V208H225V210L223 209ZM238 211V210H237ZM171 212H172V210H171ZM174 212H176V211H174ZM182 212V211H181ZM206 212V211H205ZM205 212L203 213V212H201V214L203 213V214H205ZM213 212V211H212ZM245 212V213H246ZM193 213V212H192ZM198 213V212H197ZM200 213V212H199ZM194 214V213H193ZM200 214V215H201ZM202 214V215H203ZM208 214H209V212H208ZM247 214V213H246ZM195 215V214H194ZM244 215V214H243ZM166 216H167V214H166ZM209 216V215H208ZM211 216V215H210ZM224 216H227V218H225ZM241 216V215H240ZM228 217L231 219H228ZM199 218V217H198ZM252 218H257V219H255L254 221H256L257 223H253L252 222ZM200 220V219H199ZM243 220H242V222H243ZM241 221V220H240ZM239 221V222H240ZM241 222V223H242ZM200 223H201V221H200ZM179 225V224H178ZM191 225H192V223H191ZM190 226V225H189ZM195 226V225H194ZM239 226V227H240ZM220 227H218V228H220ZM250 227H255L256 228V230L254 231V233L250 230L249 231V229H250ZM211 228L209 229V230H211ZM220 228V229H221ZM254 228V229H255ZM196 229V228H195ZM213 229H215V228H213ZM217 229V228H216ZM219 229V230H220ZM253 229V228H252ZM253 229V230H254ZM198 230V228L196 229V231ZM233 230V229H232ZM264 230V229H263ZM191 231V230H190ZM201 231H203L202 229H201ZM213 231H215V230H213ZM212 231V233L214 234V232ZM221 231H222V229H221ZM210 232V231H209ZM208 232V233H209ZM216 232V231H215ZM220 232V231H219ZM223 232V231H222ZM233 232H235V231H233ZM233 232H231V234L233 235ZM264 232V231H263ZM187 233V232H186ZM218 233V232H217ZM198 234H200V233H198ZM205 234V233H204ZM216 234V233H215ZM219 234H221V233H219ZM209 235H210V233H209ZM212 235V234H211ZM210 235V236H211ZM218 235V234H217ZM232 235H231V237L230 236H228L229 238H231L232 239ZM199 236V235H198ZM202 236V235H201ZM208 236V235H207ZM215 236V237H214ZM213 237L214 238H217L216 237V235H214ZM203 237V236H202ZM201 237V238H202ZM212 237V238H213ZM220 237V236H219ZM248 238V239H250V240H247L246 242H245V244L243 245V243H242V241H241V239H244V238ZM264 237V236H263ZM213 238V239H214ZM206 240H207V238H205ZM228 239V238H227ZM218 240V239H217ZM229 240V239H228ZM245 240V239H244ZM210 241V240H209ZM206 241H204V243H205ZM224 242V241H223ZM242 244H241V243ZM212 243V242H211ZM220 243V242H219ZM224 244H225V242H224ZM229 244V243H228ZM207 245V244H206ZM212 245V244H211ZM242 245V246H241ZM213 246V245H212ZM211 246V247H212ZM227 248V247H226ZM208 249H210V248H208ZM217 249V250H218ZM229 249V248H228ZM211 250V249H210ZM213 250H216L214 247H213ZM238 256V257H237ZM250 258V257H249Z\"/></svg>","mask_w":264,"mask_h":264}]
</instances>
